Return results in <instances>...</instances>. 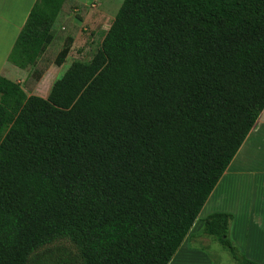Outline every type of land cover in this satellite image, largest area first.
I'll return each mask as SVG.
<instances>
[{
  "label": "trees",
  "instance_id": "1",
  "mask_svg": "<svg viewBox=\"0 0 264 264\" xmlns=\"http://www.w3.org/2000/svg\"><path fill=\"white\" fill-rule=\"evenodd\" d=\"M64 2L34 0L10 64L36 63ZM263 108L264 0H123L45 97L0 75V264H168ZM231 218L203 232L260 264Z\"/></svg>",
  "mask_w": 264,
  "mask_h": 264
},
{
  "label": "rangeland",
  "instance_id": "2",
  "mask_svg": "<svg viewBox=\"0 0 264 264\" xmlns=\"http://www.w3.org/2000/svg\"><path fill=\"white\" fill-rule=\"evenodd\" d=\"M122 1L65 0L53 24L55 35L44 47L36 63L27 69L20 70H15L9 65L3 74L19 82L27 94L45 97L52 83L62 76L73 60L88 61L100 47L103 36ZM64 47H69V51L64 62L57 66L54 61ZM34 70L35 73L36 71L41 73L39 79H36ZM5 129L4 127L0 130V137ZM209 209L207 206L197 216L190 229L191 236L188 237L189 234L186 236L187 240L185 238L168 264L234 263L229 251L219 243L216 237L203 232V222L208 216ZM262 209L264 210V207ZM248 216L251 217L250 227L246 228L243 225L246 222L249 223L247 217L243 219L236 216L229 224L227 237L236 246L238 252L264 264V212L255 211ZM255 216L263 218L260 220ZM258 231L261 232L258 234L256 233Z\"/></svg>",
  "mask_w": 264,
  "mask_h": 264
},
{
  "label": "crops",
  "instance_id": "3",
  "mask_svg": "<svg viewBox=\"0 0 264 264\" xmlns=\"http://www.w3.org/2000/svg\"><path fill=\"white\" fill-rule=\"evenodd\" d=\"M33 2L34 0H0V75L8 77L3 72L9 65L15 70L19 69L7 61V56ZM261 205H264V108L199 214L209 206L207 215L214 212L232 214L229 224L236 216L243 219L247 217L249 223L243 224L247 228L251 221L249 214L264 212V206ZM255 218L262 220L263 217ZM191 234L189 231V236Z\"/></svg>",
  "mask_w": 264,
  "mask_h": 264
}]
</instances>
